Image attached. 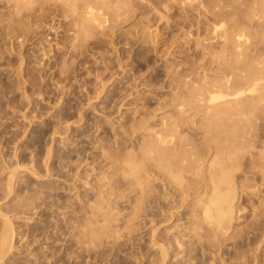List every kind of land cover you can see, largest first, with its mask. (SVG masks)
<instances>
[{
  "label": "rangeland",
  "instance_id": "374dc122",
  "mask_svg": "<svg viewBox=\"0 0 264 264\" xmlns=\"http://www.w3.org/2000/svg\"><path fill=\"white\" fill-rule=\"evenodd\" d=\"M14 18L16 28L5 30L0 10V208L13 229L5 264H162L152 238L169 247L163 264H231L233 255L264 235L257 232L264 218H249L252 203L242 201L247 207L237 231L233 222L221 231L213 223L195 224L190 217L196 207L165 220L174 187L153 175L129 190L121 157L135 147L132 129L141 116L116 113L117 104L137 81L161 74V61L153 59L149 45L143 47L142 36L129 29L133 34L125 38L130 25L105 22L73 33L54 0L32 3ZM167 18H179L178 13L172 10ZM164 21L150 22V31L166 35L155 32L153 37L163 38L153 42L156 48L168 46L173 53L166 50V57L174 58L173 37L166 41L174 29L166 30ZM158 86L142 102L153 107L162 95ZM104 193H111L110 205L121 214L116 220H105L106 204L97 216L90 212L88 205ZM118 194L122 197L115 200ZM256 198L252 205L258 206ZM90 229L100 235L89 236ZM262 253L264 247L258 251L264 264Z\"/></svg>",
  "mask_w": 264,
  "mask_h": 264
},
{
  "label": "bare ground",
  "instance_id": "6f19581e",
  "mask_svg": "<svg viewBox=\"0 0 264 264\" xmlns=\"http://www.w3.org/2000/svg\"><path fill=\"white\" fill-rule=\"evenodd\" d=\"M54 1L58 12L72 25L73 33H77V27L82 30L101 27L105 22L122 27L127 23L130 26L123 33L125 38L129 33L133 34L130 30L139 33L143 47L149 45L153 59L161 61L158 70L161 74L155 73L147 81H137L117 104L116 113L123 111L125 117L127 113L141 116L132 129L138 137L135 147L125 149L121 157L129 190L135 192L153 175L166 188L174 187V199L167 207L165 220H174L186 207H196L194 217H190L196 219L195 224L213 223L221 231H226L233 222L237 231L242 212L247 207L243 202L253 204V198L264 191V0ZM36 2L41 0H0V10L4 13L3 28H16L18 19L14 16ZM172 10L179 18L169 21L167 14ZM137 16L138 19L134 20ZM156 20H165L166 30L174 29V35L166 41L173 37L171 42L178 50L174 54L176 57H166L173 53L166 49L168 46L156 48L153 34L157 32L166 37L157 26L152 25L158 31L153 34L150 31V22L162 23ZM159 35L155 39L163 38ZM171 42L170 47L173 46ZM154 85H159L158 91L162 95L150 107V101H142L151 96L145 95L147 91L157 90ZM143 111L148 112L143 114ZM125 133L129 135L126 129ZM13 179L14 171L10 172L8 181ZM109 194L97 195L91 201L96 204L88 205L91 214L97 216L106 204V221L116 220L121 215L110 205ZM118 197L122 195L118 194L115 200ZM256 199L258 206L249 204L252 208L249 218L253 215L262 219L264 214L256 212L264 209L260 208L264 207L261 206L264 200L259 202ZM0 216L3 217L0 264H5V255L11 249L6 247L13 229L11 220L1 208ZM259 229L257 232L262 234L264 227ZM88 234L100 235L91 229ZM262 237L264 235L249 242L250 237L249 247L246 245L248 248H242L233 255L235 261H232L233 257L230 261L261 264L258 251L264 247V239H259ZM151 243L160 249L163 262L160 259L159 262L163 264L169 247L155 238ZM243 249L248 250L242 253Z\"/></svg>",
  "mask_w": 264,
  "mask_h": 264
}]
</instances>
